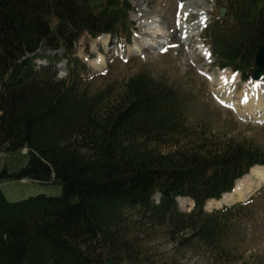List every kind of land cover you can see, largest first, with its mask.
<instances>
[{"label": "trees", "instance_id": "1", "mask_svg": "<svg viewBox=\"0 0 264 264\" xmlns=\"http://www.w3.org/2000/svg\"><path fill=\"white\" fill-rule=\"evenodd\" d=\"M224 5L231 19L214 16L206 40L219 67L247 78L264 44V0ZM129 10L127 0H0V152L27 149L26 162L12 172L2 167L0 180L62 186L60 195L13 201L0 187V264H106L108 255L117 264H143L121 241L129 210L208 242L243 214L241 203L212 212L203 206L264 165L262 148L180 130L182 96L146 74L127 80L113 98L83 86L75 42L86 31L129 41ZM41 45L65 50L66 80L33 69L27 55ZM177 196L191 197L195 209L177 210Z\"/></svg>", "mask_w": 264, "mask_h": 264}, {"label": "rangeland", "instance_id": "2", "mask_svg": "<svg viewBox=\"0 0 264 264\" xmlns=\"http://www.w3.org/2000/svg\"><path fill=\"white\" fill-rule=\"evenodd\" d=\"M127 1L130 5L129 18L133 23L134 35L136 34L135 42H133L134 37L132 43H122L113 39L108 44H104L105 51L102 47L99 48L100 42L97 43L96 48L93 46L101 38L93 39L85 34L76 44V55L81 60L77 62L81 68L80 80L83 81L82 84L88 92L91 95L104 92L107 93V97L113 98L112 93L121 92L127 80L146 74L182 96L184 117L180 130L184 129L183 131L190 133V136L196 137L204 129L209 137L217 136L216 138L222 142L234 139L259 146L264 151V121L249 119L241 114H246V108L243 110L242 106L238 105L240 94L248 91L255 83L251 79L255 66L249 69L251 73L247 78L243 77V72H237L232 67H219L215 62L213 48L206 40V26L190 40L184 41L183 45L173 37L174 32L178 33L181 26L186 29L187 34L194 32L203 10L208 14L205 24L207 25L214 16L219 15V8L224 5L225 0ZM188 2H191L192 6L184 11L182 7ZM142 3L145 4L146 9L155 10L154 15H158L157 19L159 17L167 19V24L169 23L168 28L164 30L173 35L169 39L159 37V41L161 40L159 45L158 42L155 43L157 37L149 36L150 33L147 34L141 29L145 22L142 19L146 17L143 15H147L143 13ZM225 17L231 19L228 10L222 19ZM160 29L162 27H159V23L153 25V32ZM137 40L145 43L149 50L131 54L132 47L139 42ZM199 41H203L206 51L210 53V58L208 56L209 59L206 58V61L199 53ZM97 51L105 54L106 65H102L101 70L93 71L91 69L94 62L97 63L100 58L99 56L97 59ZM63 54L62 50L55 53L41 48L36 59L44 61L45 58L54 55L63 58ZM61 62L62 60L56 64L61 65ZM81 62L88 67L87 71ZM62 66L67 68L66 60L62 62ZM66 68L58 71L61 78L65 76ZM224 71L237 75V81L223 86L221 75ZM261 81H264V76ZM229 96L232 100H229L228 104L225 99L227 100ZM164 147L165 150L169 149L166 144ZM26 153L27 149L13 154L0 152V171L4 166L11 172L20 168L26 162ZM0 187L12 201L40 193L55 196L62 193L60 184H45L30 180H0ZM259 188L245 199L243 214L233 220L228 232L217 241L208 242L192 238L190 230L173 232L168 225L156 224L152 221L154 219L143 217L138 210H129L127 216L123 217L120 227L124 240L121 241L126 243L129 241L134 252L139 253L143 264H264V184ZM152 200L157 203L161 201V197L155 195ZM193 205L192 201L185 204L184 211H190ZM113 261L116 263L114 259Z\"/></svg>", "mask_w": 264, "mask_h": 264}, {"label": "bare ground", "instance_id": "3", "mask_svg": "<svg viewBox=\"0 0 264 264\" xmlns=\"http://www.w3.org/2000/svg\"><path fill=\"white\" fill-rule=\"evenodd\" d=\"M141 6H142L143 13L147 14V15H143L144 17L145 16L146 17L142 19V21H145V22H143L141 29L145 33L156 35L158 40H155V43L158 42V45L161 43V40L159 41L160 38L169 39V37H171L173 34H171V32L169 33L168 31L164 30L165 28L167 29L169 25V23L167 24L168 22L167 19H163L160 17L159 19H157L156 17L158 15L157 16L154 15L155 10L151 11L149 9H146L144 3H142ZM191 6H192V3L188 2L186 3L185 6H183L184 8L182 7V9L184 11H187L189 10V8H191ZM207 18H208L207 11L205 12L203 10V13L201 14L198 24L195 25L194 27V30L195 31L198 30V32L194 31V32H190L189 34H187V32L185 33L186 29L181 26L178 30V33L174 32L175 33V35H173L174 39L176 41L179 40L180 45H183V43H185L184 41L190 40L194 34L197 35L201 31V29L206 24ZM155 23H159V27L161 26L162 29L158 30L157 32H153V25ZM135 35H134V42H135ZM198 43H199L198 45L199 53L205 57V61H206V58L207 59L210 58L209 53L208 51H206V48L204 47L205 44L203 43V41L202 42L199 41ZM145 50H149L148 46H145V43H142L139 41L136 45H134V47H132L131 52L134 53L136 51H145ZM94 65L96 66L97 69H101L102 65H105V57L100 55L99 60H97V63L95 62ZM225 72H228L229 74ZM237 79H238L237 75H231L229 71H224L223 74L221 75L223 86L230 85L229 83H235ZM261 80L255 81V83L248 89V91H244L242 92V94H240L241 99H240V103L238 102V105L240 104L243 110L246 108L245 110L246 114L245 113H241V114L246 115V117L250 119H258L260 121H264V84H263L264 81H261ZM229 100H232L231 96H229L227 100L225 99V102L229 104L230 102ZM235 106H237V103ZM255 176L257 177V180ZM263 184H264V166L253 167L248 175H246L245 177L237 181L233 192L226 194L220 202L216 200L208 201L209 204L207 206V209L217 208V207H220L221 205H224L230 202L233 203L234 201H238V200H245L247 199L248 196H250L254 191H256ZM186 200H188L189 202H187ZM191 201L192 200L191 199L189 200L188 198H179V207L182 209H186L185 204L187 205L191 203Z\"/></svg>", "mask_w": 264, "mask_h": 264}, {"label": "water", "instance_id": "4", "mask_svg": "<svg viewBox=\"0 0 264 264\" xmlns=\"http://www.w3.org/2000/svg\"><path fill=\"white\" fill-rule=\"evenodd\" d=\"M221 17H224V13L227 10L225 7L220 9ZM255 69L252 72L251 78L255 81L260 80L264 76V44L261 45L255 54L254 58ZM106 264H116L114 263L112 257H107Z\"/></svg>", "mask_w": 264, "mask_h": 264}]
</instances>
